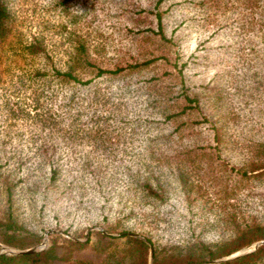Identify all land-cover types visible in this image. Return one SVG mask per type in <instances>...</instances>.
Returning a JSON list of instances; mask_svg holds the SVG:
<instances>
[{
  "label": "rangeland",
  "instance_id": "374dc122",
  "mask_svg": "<svg viewBox=\"0 0 264 264\" xmlns=\"http://www.w3.org/2000/svg\"><path fill=\"white\" fill-rule=\"evenodd\" d=\"M6 4L13 22L0 47V253L51 247L40 257L41 264H100L130 256L154 264L153 244L138 250L123 231L147 244L150 235L160 246H184L200 230L206 229L207 240L218 238L219 230L231 226L218 221L220 214L236 211L264 222V175L258 177L261 180H242L238 207L221 198L225 184L229 188L237 183V168L259 160L255 142L264 140V0H6ZM78 41H84L90 60L103 68L148 63L116 81L95 76L87 87L105 91L103 100L109 106L105 108L115 107L119 121L122 118L120 142L113 136L106 150L98 152L91 140L66 143L56 137L46 144L61 152L57 182L49 184L37 175L30 181L26 159L43 145L45 131L27 110L34 111V94L44 87L57 88L59 81L39 84L29 75L38 66L48 72L51 65L65 69ZM74 64L82 78L94 76L97 66ZM20 74L25 81H18ZM182 83L191 94L199 92L198 106L178 95ZM184 104L186 111L176 119L165 120L161 114ZM151 118L156 121L147 122ZM211 119L221 131L219 143L213 140ZM182 120L174 145L188 148L195 160L169 161L161 168L186 170L192 190L185 195L170 175L173 184L166 199L141 197L136 170L144 166L134 154L156 147L147 137L169 132ZM134 123L135 130H130ZM39 158L38 154L33 163ZM45 169L36 171L45 175ZM10 182L15 186L9 195ZM3 230V237L17 242L34 237L38 241L16 246L3 241ZM100 233L114 238L104 241ZM261 243L264 239L190 264L213 263L255 250Z\"/></svg>",
  "mask_w": 264,
  "mask_h": 264
},
{
  "label": "trees",
  "instance_id": "16d2710c",
  "mask_svg": "<svg viewBox=\"0 0 264 264\" xmlns=\"http://www.w3.org/2000/svg\"><path fill=\"white\" fill-rule=\"evenodd\" d=\"M12 22L6 0H0V47L8 39L11 33ZM159 32L164 36L162 29H160ZM75 45L72 53L69 54L67 59L68 64L65 69L51 65L50 67L52 69L48 72L45 68H40L38 66L34 68L29 75V78L33 79V81H38L39 84H42L43 82L45 83L47 80L48 82L53 80L59 81L57 88H51V90L48 91L47 87H44L40 93L37 92L34 94L33 98L35 104L33 103L32 106L34 111L30 109L27 110L28 116L34 117L33 121L39 123V125H41V130L45 131V136H42L41 139L43 145L36 146L33 154H30L26 159L27 163L30 162L27 166L30 168V172L27 174L28 180L30 181H32L31 175H37L36 178H39V180L40 177L42 179L45 177L49 184H55L57 182L61 173V166L59 163L61 152L58 150L57 146L46 144L47 142H53L56 137H60L66 143L77 138L91 140L99 146V148H97L98 152L106 150V142H111V137L113 136L117 138V142H120L121 135L119 131H121L120 128L125 126L124 124H118L119 118L118 113L115 111V107L105 108L109 107L105 106L107 102L105 99L103 100L105 91H99L95 88V90H90L91 92L94 91L93 95H91L88 88L91 86V82L95 76L108 77L109 79L116 81L126 75L140 71L148 63L146 60L143 62H134L127 66L103 68L97 66L95 62L90 60L84 41H78ZM44 55L47 59L50 58V60H52L48 53L45 52ZM72 61L79 64L80 67L86 65L97 66L94 76H89L85 79L79 76L75 73V69L78 68ZM183 65H185L184 62L178 67L180 73H183ZM1 73L0 68V79ZM17 77L19 82L25 81L21 74ZM119 85L118 81V86ZM182 85V89L178 91V95H181L186 101H193L194 105L198 106L200 104L199 92L196 90L191 94L189 86H185L184 83H182ZM56 103L57 105L54 107ZM92 104L94 105L93 109H91ZM187 106V104H184L177 111H164L161 112V114L164 115L165 120L176 119L177 116L186 111ZM105 109L107 111L103 112ZM139 120L140 117L135 118V123H139L137 122ZM153 121L156 120L154 118L147 119V122L152 123ZM90 122H92L93 126ZM184 122L185 120H182V122H179L176 127L169 132H158L155 136L149 135L147 137L149 138V141L157 146L151 147L147 152L143 149L137 150L136 155L134 154L144 166L143 168L139 166L136 170L135 186L139 190L141 197L145 196L154 200L166 199V193L170 191L169 184H173L170 175H173L177 179L178 183L181 185V189L184 190L185 195L189 194L192 190V187H188L187 185V171L178 167L177 165L179 164L176 165L177 168L170 171H165L161 168L169 161L177 162L184 158L186 160H195V156H189L191 151L188 148L182 149L176 146V144L174 145L177 137L175 131L179 130L180 124ZM135 123L130 126V130H135ZM211 125L213 140L216 141V143H219L222 140V136L216 120L211 119ZM132 133H135V131H132ZM255 145V154L258 156L259 160H256L257 162H252L251 166L237 168V183L231 184L229 188L227 187V184H225L224 187L221 188L223 189V196H221L222 200L225 202L231 201V205L236 203L235 205L238 207L237 202L240 200L238 195L242 189V180H247L250 177L261 180L258 177L264 175V140L256 141ZM38 154L40 158L37 159L34 164V161L32 160ZM44 166L45 168L48 167V170L45 169V175L44 173L40 174L36 171V169L44 168ZM171 171L173 174H170ZM14 186L15 184L11 182L8 184L9 195L13 192ZM178 191L180 192L181 190ZM218 221H229L231 222V226L219 230V237L210 240H207L206 235L203 234V231L206 229L200 230L198 237L188 241L184 246L176 244H172V246H160L159 243L153 242L150 235H146V238L150 241V244H147L145 240L129 235L126 231H123L122 233L127 236L128 240L136 242L135 244H137L136 248L138 250H146L149 248V245L153 244L155 258L154 264H190L204 261L208 262L210 259L230 254L256 240L264 239V222L255 219H246L242 214H236V211H232L227 215L220 214L218 216ZM5 233L6 232L3 230L1 236L3 241L20 247H25L29 243L38 241V237H34L28 241L17 242L13 238L3 237ZM99 238L104 241L107 239V241H110V239L114 237L100 233ZM73 242L77 244L83 243L79 241ZM105 247H107V245ZM50 248L51 247L38 252H22L21 254L0 253V264H41V260L44 258L40 257L42 254L51 252L52 250H50ZM159 248L163 250H158ZM169 248H172V250H169ZM159 253H161L162 256H159ZM133 258H135V256H130L127 259L118 258L110 261H102L100 264H147L146 258L141 262ZM49 259L59 260L60 263H63L64 261L61 262L62 259L69 258H45V261H48ZM207 264H264V243H261L255 250Z\"/></svg>",
  "mask_w": 264,
  "mask_h": 264
},
{
  "label": "water",
  "instance_id": "95a60500",
  "mask_svg": "<svg viewBox=\"0 0 264 264\" xmlns=\"http://www.w3.org/2000/svg\"><path fill=\"white\" fill-rule=\"evenodd\" d=\"M35 250L36 249H34V248H29V249L20 250L19 252H32V251H35ZM245 252H247V251H245ZM242 253H244V252H238L236 254H231V255L227 256L226 258H217V259H214L212 262L223 260V259H227V258H230V257H235V256L240 255Z\"/></svg>",
  "mask_w": 264,
  "mask_h": 264
}]
</instances>
